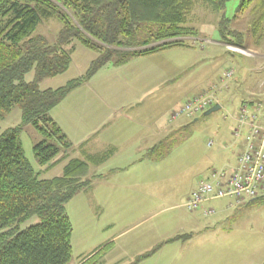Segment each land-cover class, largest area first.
Wrapping results in <instances>:
<instances>
[{"label": "rangeland", "instance_id": "obj_1", "mask_svg": "<svg viewBox=\"0 0 264 264\" xmlns=\"http://www.w3.org/2000/svg\"><path fill=\"white\" fill-rule=\"evenodd\" d=\"M241 2L231 0L226 11L229 18L236 16ZM253 18L248 11L229 25V32H240L245 43V49L241 50L243 54L232 53L229 47H239L220 41L219 16L204 0H199L187 23L199 32L198 38L187 41L195 51L169 50L166 51L168 61L163 60L170 73L173 72L171 60H176L177 65L181 60L191 66L196 64L187 87L174 86L172 82L158 90L154 88V82L136 86L134 73L126 69L119 74L122 84L119 82L117 86L105 89L112 95L113 88L115 94L120 88L119 116L114 115L115 120L111 123L112 140L117 143L118 153L90 172V189L79 193L67 205L73 224L70 264H83L97 254L98 257L92 260L95 264H132L156 247L160 249L140 264H264V195L232 210H227L229 200L211 202L197 212L184 207L211 170L234 166L242 151L244 138L235 136V118L245 93L257 95L264 88V59L261 58L264 32L252 33ZM61 28L58 20L47 19L36 34L55 43ZM68 50L73 58L71 68L63 75L45 80L41 84L43 90L58 89L82 77L98 57L80 43H74ZM116 60L117 57L97 75L114 67ZM231 70L234 71L232 80L223 87V93H218V101L221 94L225 98L221 100L220 111L185 119L183 125L171 122L173 112L187 102L188 98L184 96L191 88L199 87V91L213 85L221 86L222 79ZM27 79L31 81L33 74ZM113 79L116 78L112 76ZM134 101L139 104L133 105ZM178 102L182 106L174 109L173 104ZM106 112L118 113L114 110ZM159 117L171 126L167 136L163 137V146L157 149L154 157L138 161L139 150L155 140L149 135L155 137L150 126L156 122L151 120ZM21 123L22 111L17 107L0 120V134ZM149 124L148 130L138 127ZM21 140L26 157L42 178L53 179L63 174L68 160H61L50 169L40 166L35 146L43 137L32 125L24 128ZM72 152L69 161L79 156L78 151L73 149ZM208 208H214L216 215H205ZM39 222L34 218L21 229ZM190 234L193 236L189 240L170 242L177 236Z\"/></svg>", "mask_w": 264, "mask_h": 264}, {"label": "trees", "instance_id": "obj_2", "mask_svg": "<svg viewBox=\"0 0 264 264\" xmlns=\"http://www.w3.org/2000/svg\"><path fill=\"white\" fill-rule=\"evenodd\" d=\"M198 1L0 0V120L17 107L22 111V123L0 134V264L71 263L73 224L67 205L90 189L91 166L103 164L109 155L69 161L74 145L52 112L115 57L117 67L173 49H194L187 41L198 38L199 32L187 23ZM204 2L219 16L220 41L226 45L245 49L242 34L229 32V25L248 11L254 15L252 33L264 32V0H242L233 18L226 12L231 0ZM47 19L62 24L55 43L36 34ZM74 43L95 52L97 59L82 77L61 88L43 90L45 80L71 68L68 48ZM28 125L43 137L35 146L41 167L50 169L68 160L61 176L45 179L33 168L21 140ZM161 146L163 143L148 152L147 158L154 157ZM34 218L40 222L21 229ZM192 236H177L170 242ZM159 249L132 264H140ZM96 257L98 254L83 264H91Z\"/></svg>", "mask_w": 264, "mask_h": 264}, {"label": "crops", "instance_id": "obj_3", "mask_svg": "<svg viewBox=\"0 0 264 264\" xmlns=\"http://www.w3.org/2000/svg\"><path fill=\"white\" fill-rule=\"evenodd\" d=\"M186 50L195 51L192 49ZM167 56L169 57V54L163 52L153 56L135 58L124 66H112L113 68L111 67L108 71L96 75L89 83L75 90L52 112L54 120L73 143L74 151H78L79 156L75 159L86 160L89 157L109 155L103 164L98 166L92 165L90 172L93 171L95 167L105 165L118 153L117 143L112 140L114 129L112 128L111 123L115 120L114 115L119 116V110L121 108L120 88H118L116 94L115 89L113 88L112 95L109 91H105V89L109 90L110 86H117V84H119L121 81V79H119L121 77L119 75L121 71L131 69L132 74L134 73L135 75L134 82L137 81L136 86L137 84L144 83L146 85V83L154 82V88L158 90L163 89L166 83L172 82L174 86L180 87L184 85L183 88L187 87L189 79L193 77V66L196 64H193L192 62L193 65L191 66V64H185L186 62L181 60V64L177 65L175 63L176 60H171L170 67L173 72L170 73L167 71L168 68L164 66L163 62V60L168 59ZM261 58L264 59V54L261 55ZM112 76L116 79L111 80ZM120 83L122 84V82ZM215 87H218V85H213L211 88L207 87L208 89L205 88L204 90L201 89L199 91H197L199 87H193L184 97L187 96L190 100V98L208 92ZM261 90L262 91L257 95L245 93L246 97L243 99V102L259 100L261 97H263L261 100H264V88H261ZM220 92L223 93V88L220 89L219 93ZM222 99L225 98L221 94L220 101H218L220 105H222ZM132 104L138 105L139 102L134 101ZM181 106L182 105H179V102L173 104L174 109ZM107 110L118 111V113H108L106 112ZM161 119L162 117H159L156 120H151V122H156L152 126H150L151 124H149L148 127L143 125L138 126L143 130H148L150 126L151 133L155 136L153 137L149 134L150 137L155 138V140L150 144H146L144 149L139 150L140 159L138 161L148 160L147 153L164 142L163 140L165 138L163 139V137L167 136L166 133L169 132L171 126L168 125L166 121H164V123L163 121H160ZM184 120L185 119L179 120L178 122H171L183 125L182 123H184ZM159 121L161 123H158ZM107 123L110 124L107 126ZM242 144L243 151L244 140ZM242 151H240V154Z\"/></svg>", "mask_w": 264, "mask_h": 264}, {"label": "built area", "instance_id": "obj_4", "mask_svg": "<svg viewBox=\"0 0 264 264\" xmlns=\"http://www.w3.org/2000/svg\"><path fill=\"white\" fill-rule=\"evenodd\" d=\"M228 49L232 53L243 54L239 48ZM233 76V70L227 72L221 86L188 100L173 112L171 121L195 118L212 108L218 102L220 89L227 87ZM235 120V136L244 138L245 147L234 166L211 170L198 185L184 205L190 212H197L204 205L221 200H229L227 210L237 209L264 195V100L243 102ZM216 213L214 208L205 210L207 216Z\"/></svg>", "mask_w": 264, "mask_h": 264}, {"label": "water", "instance_id": "obj_5", "mask_svg": "<svg viewBox=\"0 0 264 264\" xmlns=\"http://www.w3.org/2000/svg\"><path fill=\"white\" fill-rule=\"evenodd\" d=\"M222 109V106L220 104H216L214 107L209 109L208 111L205 112V115L208 116L212 113H215L217 111H220Z\"/></svg>", "mask_w": 264, "mask_h": 264}, {"label": "bare ground", "instance_id": "obj_6", "mask_svg": "<svg viewBox=\"0 0 264 264\" xmlns=\"http://www.w3.org/2000/svg\"><path fill=\"white\" fill-rule=\"evenodd\" d=\"M242 50V49H241Z\"/></svg>", "mask_w": 264, "mask_h": 264}]
</instances>
